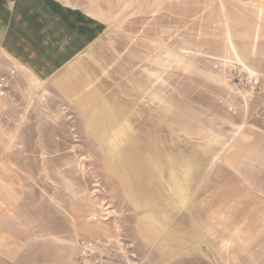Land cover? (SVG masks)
<instances>
[{
    "label": "rangeland",
    "instance_id": "1",
    "mask_svg": "<svg viewBox=\"0 0 264 264\" xmlns=\"http://www.w3.org/2000/svg\"><path fill=\"white\" fill-rule=\"evenodd\" d=\"M49 2L55 17L62 12L67 88L51 94L45 81L39 99L28 90L0 116V151L29 153L11 167L33 175L43 166L46 186H60L64 215L75 214L77 239H103L107 262L209 264L203 246L216 247V203L231 235L232 199L247 190L264 253V140L244 143L221 103L228 96L196 69L210 74L200 47L218 32L264 61V0ZM114 243L125 254L111 259ZM222 246V258L236 252L232 238Z\"/></svg>",
    "mask_w": 264,
    "mask_h": 264
},
{
    "label": "crops",
    "instance_id": "2",
    "mask_svg": "<svg viewBox=\"0 0 264 264\" xmlns=\"http://www.w3.org/2000/svg\"><path fill=\"white\" fill-rule=\"evenodd\" d=\"M53 4L56 5L49 0H0V74L15 67L18 72L11 93L0 98V116L9 107L18 104L16 100L17 97L21 98V94L28 96V90L35 93V99H39V95L45 91V81L51 94L67 88L66 70H63L65 60L59 56L64 46L63 32L56 25V22L62 21V12L55 17L57 15L52 13ZM52 36L55 37V44ZM210 36H213L212 42L200 47V50L207 58L204 66L211 72L209 74L206 71L205 74L196 68L197 76L201 73V79H214L213 85L221 96L234 98L238 111L230 113L236 117L237 125L244 128V143L253 144L260 137L264 140L263 59L254 61L255 51L252 47L242 51L241 42L232 43L219 32ZM225 57L251 61L254 66H250L261 75L263 89L256 94L237 89L228 78L227 68L214 66L217 59ZM25 155L29 153L24 150L0 151V264H20L22 260L26 264H71L72 259L78 261L77 235L82 230L76 223L75 214L64 215L60 186H57L58 190L51 184H48L50 187L46 186L44 177L39 174L44 171L43 166H40L41 169L37 167L33 175L28 165L17 162L11 167L9 159ZM32 155L37 153L32 152ZM199 175L205 176L206 173L199 171ZM256 184L253 182L247 186ZM248 192L244 196L237 194L232 199L236 198L237 201L232 202L231 235L223 233L219 227L220 219L224 218L220 210L223 203H216L215 218L212 217L209 222L212 226L216 220L218 225L212 243L216 247L211 249L210 245L208 248L203 246L204 258L208 259L209 264H219L220 261L222 264H264V253H259L255 240L259 236L255 229L256 207H253L252 196ZM261 230V234H264V228ZM227 237L232 238L236 252L231 257L224 255L225 258H222V245ZM172 239L170 235L169 243ZM204 240L203 245H206ZM72 245L74 252L71 250ZM113 245L110 248L111 259L117 258L120 251L125 254L119 245Z\"/></svg>",
    "mask_w": 264,
    "mask_h": 264
},
{
    "label": "built area",
    "instance_id": "3",
    "mask_svg": "<svg viewBox=\"0 0 264 264\" xmlns=\"http://www.w3.org/2000/svg\"><path fill=\"white\" fill-rule=\"evenodd\" d=\"M216 68L226 67L228 78L233 85L243 92L256 94L263 89L262 79L247 66L231 58H219L214 64ZM18 75L17 68H9L0 74V98L7 97L13 89V81ZM221 103L233 113H237L236 104L232 98L221 99ZM1 113V108H0ZM107 243L99 238H80L78 242L79 264H105L108 258Z\"/></svg>",
    "mask_w": 264,
    "mask_h": 264
}]
</instances>
